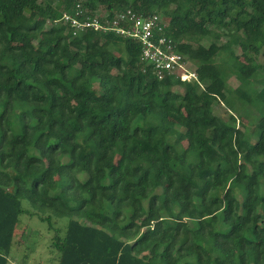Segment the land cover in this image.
Returning a JSON list of instances; mask_svg holds the SVG:
<instances>
[{"label":"trees","instance_id":"obj_1","mask_svg":"<svg viewBox=\"0 0 264 264\" xmlns=\"http://www.w3.org/2000/svg\"><path fill=\"white\" fill-rule=\"evenodd\" d=\"M78 3L161 15L199 81L158 79L135 39L75 36ZM262 57L264 0H0V264L23 214L59 264H264Z\"/></svg>","mask_w":264,"mask_h":264},{"label":"built area","instance_id":"obj_2","mask_svg":"<svg viewBox=\"0 0 264 264\" xmlns=\"http://www.w3.org/2000/svg\"><path fill=\"white\" fill-rule=\"evenodd\" d=\"M74 12L64 11L61 20L74 28V35L85 30L113 32L141 44V61L160 80L177 77L182 81H199L196 67L177 51V44L169 33V22L158 14L144 15L132 9L118 12L114 17L87 14L78 3Z\"/></svg>","mask_w":264,"mask_h":264},{"label":"rangeland","instance_id":"obj_3","mask_svg":"<svg viewBox=\"0 0 264 264\" xmlns=\"http://www.w3.org/2000/svg\"><path fill=\"white\" fill-rule=\"evenodd\" d=\"M28 15L25 14L23 21H27ZM256 26V25H255ZM225 38L223 39V41ZM205 44L211 47L209 42ZM239 54L241 53L238 50ZM110 56L113 57V54L110 53ZM262 60L264 58L262 57ZM225 80L232 86L234 89H238L239 82L233 74L230 72L225 74ZM176 91L183 92L182 88H176ZM239 92H234L232 97L229 98L227 102L222 103L221 107H217L216 114L225 116V109L232 108L235 102H238ZM259 116V115H258ZM144 144V142H139ZM186 144L182 146L184 149ZM25 208H31L29 203L24 201ZM41 215L49 216L52 214L50 212L43 213L39 211ZM55 227L59 228L62 231L68 223L67 218H53ZM56 235V230H51L49 228V223L42 221L38 216H30L28 214H23L20 217L18 230L16 235V242L13 246L11 252V262L10 264H22V258L26 256L25 264H59V253L53 246L54 237Z\"/></svg>","mask_w":264,"mask_h":264},{"label":"clouds","instance_id":"obj_4","mask_svg":"<svg viewBox=\"0 0 264 264\" xmlns=\"http://www.w3.org/2000/svg\"><path fill=\"white\" fill-rule=\"evenodd\" d=\"M159 15V14H158ZM161 16V15H160ZM165 19V18H164Z\"/></svg>","mask_w":264,"mask_h":264}]
</instances>
